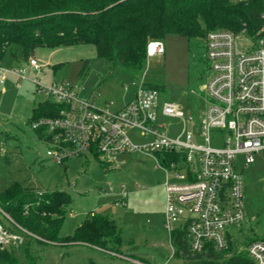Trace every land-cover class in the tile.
I'll return each mask as SVG.
<instances>
[{
  "label": "built area",
  "instance_id": "2783aa9c",
  "mask_svg": "<svg viewBox=\"0 0 264 264\" xmlns=\"http://www.w3.org/2000/svg\"><path fill=\"white\" fill-rule=\"evenodd\" d=\"M249 1L230 0L235 4ZM261 1V28L256 35L246 30L235 33L222 29L207 34L208 70L202 88L207 106L197 121L177 106L162 102L161 91L145 81L150 59L165 54L161 40L148 43L146 70L141 80L133 82L135 97L116 113L98 110L95 97L80 99L64 81L42 83L38 75L44 66L35 57L11 67H4L0 61V85L7 77L16 78V84L21 85L31 80L27 74L34 71L38 73L32 79L37 87L35 94L61 106L57 115L32 122L33 129L50 144L47 155L52 161L62 165L73 158L92 156L96 150L100 160L110 165L118 163L120 155L141 152L156 155L159 165L176 179L165 182L164 227L170 248L166 261L160 264H174L176 260V231H186L195 253H201L208 244L226 251L229 241L233 242L230 228L240 225L246 217L244 178L238 168H248L257 155L264 154V0ZM242 43H249L246 51L240 50ZM160 115L183 121L182 134L171 138L158 122ZM187 123L193 126L189 131ZM133 132L147 140L135 142ZM239 156L244 157L243 164ZM119 194L121 203H125L128 195L124 187ZM0 212L9 221L8 227L0 221V248L21 245L28 236L37 238ZM246 252L253 264H264V239L250 242Z\"/></svg>",
  "mask_w": 264,
  "mask_h": 264
},
{
  "label": "rangeland",
  "instance_id": "374dc122",
  "mask_svg": "<svg viewBox=\"0 0 264 264\" xmlns=\"http://www.w3.org/2000/svg\"><path fill=\"white\" fill-rule=\"evenodd\" d=\"M163 42L166 52L150 59L145 81L162 86V102L177 106L197 121L207 106L202 92L205 79L197 80L189 74L191 54L185 38L168 34ZM248 46L249 43H242L239 48L246 51ZM16 49L14 46L13 50ZM34 57L44 66L38 75L42 83L64 81L75 89L80 99L95 97L94 106L111 113L122 110L135 97L133 82L142 79L122 71L110 73V65L98 58L92 44L41 47L36 49ZM88 60L90 64L85 69ZM1 62L4 67L16 63L10 51ZM37 74L28 72L31 80L21 85L13 77H7L0 85V192L12 183H20L46 193L68 194L70 202L57 242L36 238L32 247L38 264L164 263L170 248L164 227L165 182L176 179L159 165L156 155L141 152L120 155L118 163L110 165L89 155L62 165L52 161L47 155L50 144L38 138L31 124L34 109L46 100L35 94L37 87L32 79ZM158 122L171 138L179 137L184 130L183 121L176 118L160 115ZM192 127L187 123L186 130ZM131 138L139 143L147 140L137 132ZM238 160L243 164L244 157L239 156ZM238 170L244 178L246 217L229 231L238 251L246 252L250 242L264 239V154L257 155L248 168ZM122 187L128 195L125 203H121L119 194ZM90 212L113 219L117 227L115 235L102 249L86 243H65ZM0 220L4 224L9 222L2 212ZM174 264L182 262L176 259Z\"/></svg>",
  "mask_w": 264,
  "mask_h": 264
},
{
  "label": "trees",
  "instance_id": "16d2710c",
  "mask_svg": "<svg viewBox=\"0 0 264 264\" xmlns=\"http://www.w3.org/2000/svg\"><path fill=\"white\" fill-rule=\"evenodd\" d=\"M261 11V0L244 4L230 0H0V61L9 51L21 65L41 47L92 44L98 58L110 65V73L122 71L139 78L146 68L148 43L176 34L188 41L189 74L204 80L208 70L207 34L222 29L256 35L261 28ZM89 64V60L85 62V69ZM150 86L163 90L162 86ZM60 108L49 101L41 102L34 109L31 124L57 115ZM36 134L46 140L40 131ZM91 157L104 164L96 150ZM69 202L65 192L46 193L20 183H12L0 192V209L16 226L42 242H57ZM115 232L113 219L90 212L64 242L101 248ZM37 239L28 236L21 245L0 248V264H38L32 252ZM173 243L176 259L182 264H253L247 252H239L232 241L226 251L208 244L201 253H195L186 231L180 229L173 234Z\"/></svg>",
  "mask_w": 264,
  "mask_h": 264
},
{
  "label": "crops",
  "instance_id": "0c3cea01",
  "mask_svg": "<svg viewBox=\"0 0 264 264\" xmlns=\"http://www.w3.org/2000/svg\"><path fill=\"white\" fill-rule=\"evenodd\" d=\"M164 43V42H163ZM165 52H166V50H165ZM15 65H18L17 64V62L16 63H14L12 66H15ZM11 67V66H10ZM14 78V77H13ZM15 80H16V78H14ZM16 83H17V80H16ZM129 101H131V100H129ZM128 103V102H127Z\"/></svg>",
  "mask_w": 264,
  "mask_h": 264
}]
</instances>
